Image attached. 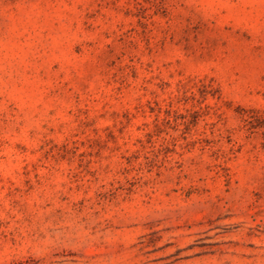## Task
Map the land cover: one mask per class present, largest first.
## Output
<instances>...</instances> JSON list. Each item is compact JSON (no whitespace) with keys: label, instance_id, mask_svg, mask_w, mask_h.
<instances>
[{"label":"rangeland","instance_id":"rangeland-1","mask_svg":"<svg viewBox=\"0 0 264 264\" xmlns=\"http://www.w3.org/2000/svg\"><path fill=\"white\" fill-rule=\"evenodd\" d=\"M0 264H264V0H0Z\"/></svg>","mask_w":264,"mask_h":264}]
</instances>
